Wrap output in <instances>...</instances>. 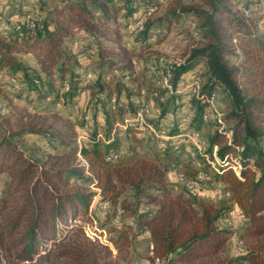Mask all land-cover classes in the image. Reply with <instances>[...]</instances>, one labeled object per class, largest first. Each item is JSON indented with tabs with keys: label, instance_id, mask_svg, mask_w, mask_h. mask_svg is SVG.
<instances>
[{
	"label": "trees",
	"instance_id": "1",
	"mask_svg": "<svg viewBox=\"0 0 264 264\" xmlns=\"http://www.w3.org/2000/svg\"><path fill=\"white\" fill-rule=\"evenodd\" d=\"M58 1L62 5L46 7L43 17L34 16L24 2L9 5L2 14L0 70H7L10 80L19 84L11 92L24 103L9 100L10 109L0 118V173L7 175L0 190V264H109L129 244L128 232L99 242L84 227L92 221L88 214L93 198L114 202L122 184L144 193L153 206L137 215L136 227L149 233L154 257L167 264H264V29L258 32L247 18L236 16L231 0L174 2L164 13L166 22L185 18L204 42L188 49L182 61L156 67L161 68L160 77L168 74L159 86L151 74L147 81L140 76L142 68H134L142 54L123 43L119 26L140 7L135 23L165 0H147L142 6L140 0ZM152 12L142 18L143 29L134 30L143 41ZM82 32L92 41L75 39L81 46L67 51L65 39ZM89 48L120 73V80L107 91L103 82L87 87L104 90V101L96 100L93 127L81 140L75 123L52 106L59 101L76 105L85 83L81 85L72 61L88 54ZM235 51L241 58L230 63L228 56ZM17 52L30 55L32 65L20 60ZM199 60L205 69L199 73L201 78L197 74L192 79L193 84L199 80L202 84L189 99L188 125L200 128L205 107L215 89L221 88L219 100L225 109L214 117L208 152L214 149L219 164L215 177L225 184L246 219L239 237L248 248L229 258H214L230 237L229 231L216 225L223 207L195 195L171 194L164 168L155 161L138 159L120 167L107 158L119 151V142L111 136L113 125L137 114L140 97L159 104V118L174 113L183 97L177 93L182 92L177 88L180 79ZM132 78L137 92L122 83ZM97 112L102 123L96 121ZM147 117L145 122L155 130L158 121ZM178 132L173 127L167 134ZM28 136L44 142L41 159L27 156L18 146L17 140Z\"/></svg>",
	"mask_w": 264,
	"mask_h": 264
},
{
	"label": "rangeland",
	"instance_id": "2",
	"mask_svg": "<svg viewBox=\"0 0 264 264\" xmlns=\"http://www.w3.org/2000/svg\"><path fill=\"white\" fill-rule=\"evenodd\" d=\"M176 1H180V3H193L198 0H165L158 6L157 10H155L156 8L154 6L152 9L149 8L146 11L147 13L144 12L142 14L145 17L149 15V12L153 11L148 21L150 22V27L145 41L141 40V36L133 28L137 27L136 24L141 21L140 18L135 23L139 15L138 13L143 7H140L138 12L128 22L123 23V20H121L119 26L123 43L135 54H142L135 60L139 67L142 68L140 76L149 81L150 78L148 75L151 74L152 81L159 86L164 82H157V79H162L160 77L162 71L161 68L157 69L156 67L168 68L175 62L182 61L187 56L188 49L195 45L199 46L204 42L200 35L195 34L193 24L188 23L187 26L185 18H173L172 22H166L164 13L167 8L173 7L171 5ZM249 1L251 0H231L232 11L236 16H241L237 8L238 5ZM20 2H24L25 7H28L33 12V15L37 17H43L45 15L46 7L60 3L62 5V2L58 0H48L44 3L41 0H0V24L2 22V14L8 6ZM146 2L147 0H140L139 5H145ZM118 12L122 14V9ZM189 17L192 19L191 15ZM247 19L256 27L258 32H261L264 29V5L253 8ZM74 37H68L65 40L64 47L67 51L71 52V49H77V47L73 46L75 39L81 40L86 44L92 41L83 32L76 34V37ZM235 38V40L234 38L232 39L234 45L237 44L239 35L235 36ZM107 44L112 45L111 42H107ZM237 51L228 56L230 63H236L241 58ZM87 53L86 55H79L77 60L74 59L72 61V63H75L74 71L81 76V85L85 83V90L79 93L77 101H75L76 105L74 106L78 107V111H74L72 103L63 105L59 101V103H55L52 106L55 110L62 112L64 116H68L75 123L81 140L86 138V135L93 127L95 120V114L93 113L95 112V108L99 107L98 99L104 101V90L107 91V88L111 89L112 85L120 80V73H114L112 71L113 68L104 63L105 61H102L97 54L93 55L89 51ZM15 55L24 63L32 65L33 61L30 55L22 52H17ZM204 69L203 60H199L194 69L188 70L182 75L179 86H177L182 92L177 93L183 94V97L181 96L182 100H178L179 107L174 113H169L167 116L159 118V115H157L159 104L155 101H149L150 110L147 118H152V121H158L156 122L157 128L155 130L153 125L148 122H146L143 130L135 128H129L127 130V123H123L122 119L113 125L111 136L119 142V155L115 165L118 163L121 167L131 164L138 159L155 161L164 168L166 189L171 194L182 193L184 195H195L197 199L203 202L211 203L216 207H223L222 214L217 219L216 225L218 228H224L229 231L230 237L224 249L214 258H229L245 251L248 247L239 237V233L245 227L246 219L232 194H226L225 184L215 177L218 169H214V165L218 166L219 164L213 156L214 149L210 153L208 152L209 137L215 128L213 122L214 117L217 111L222 114L225 109V105L219 100V97L223 96L221 88L215 89L212 99H210L209 104L204 109L207 113V120L204 121L202 119L204 122L198 128L200 131L199 140L202 139L201 147L206 146L204 148L205 150H199L197 157L193 159L189 158L188 149L193 148V145L191 142L181 143L177 138L179 133H189L195 129L193 126L188 125V123L181 124L178 119L181 114L189 112L188 102H191L189 99H191L193 94L189 97L186 93H189V88L192 87L193 77H196L197 74L200 77L199 73H203ZM134 79H124L122 83L137 92V84L133 82ZM102 82L105 85H103L104 90H98L97 87H92L90 90L87 89L90 85ZM201 84L202 82L199 80L197 85L198 89H200ZM18 88L19 84L17 85L10 80V73L7 70H0V118L10 109L9 100L16 103H24L22 98H19L14 92H11L12 89L17 90ZM3 89L6 92H2ZM169 89L171 90V86ZM130 118L131 116L128 117V120ZM96 121L99 123L103 122L100 112L96 113ZM85 123H87V129L85 128ZM173 127H177L179 132L175 135H168L167 133ZM17 143L24 154L35 160H39L44 156L45 150L43 146L45 144L35 136L19 138ZM180 176L181 179H178ZM5 179H7V175L0 173V190ZM189 182L194 183L192 190H188L185 187ZM120 187L122 190L114 202L101 199L97 196L93 198L88 214V217L92 218V221L84 227L86 234L90 238L92 237V239L97 238L99 242H105L110 237H117L121 231H126L129 234V244L123 248L118 256L113 255L109 264H149L153 262V258L149 253L153 248V244L149 239L148 232L137 229L136 221L137 215L153 208V206L148 204L144 193L133 190L129 185L122 184ZM96 190L98 191V188ZM145 191H152V189L147 188ZM234 210H239L241 217L235 216L233 214ZM150 245L152 248H150ZM109 246L112 248L110 243ZM112 253L115 254L116 250L112 249ZM158 259L159 262L157 264H167L165 259Z\"/></svg>",
	"mask_w": 264,
	"mask_h": 264
},
{
	"label": "bare ground",
	"instance_id": "3",
	"mask_svg": "<svg viewBox=\"0 0 264 264\" xmlns=\"http://www.w3.org/2000/svg\"><path fill=\"white\" fill-rule=\"evenodd\" d=\"M160 2L162 1V0H159ZM162 3V2H161ZM259 5H264V0H256V1H251L250 3H241V4H239L238 5V11H239V13H240V15L241 16H243V17H245V18H248L249 16H250V12H251V10H253V8H255V7H257V6H259ZM158 6V5H157ZM155 8H156V6H154ZM152 9V8H151ZM150 9V10H151ZM147 13V12H146ZM151 12H149V14H150ZM143 16V15H142ZM26 19V18H25ZM140 22L141 21H139L137 24H136V26L138 27L139 26V24H140ZM27 23H29V19L27 18ZM33 23V22H32ZM32 26H33V24H32ZM234 40H235V38H234ZM76 43H77V40H75L74 41V43H73V46H75V47H79V46H81L80 44H79V46H76ZM234 43H236V42H234ZM88 51L91 53V54H94L95 53V51L92 49V48H89L88 49ZM152 69V68H151ZM154 72V71H153ZM168 75V74H167ZM167 75H164L163 76V78L162 79H157V82H162V81H165V77L167 76ZM158 77V76H157ZM196 80H199L198 78H196ZM198 92V87H197V84H192V87H190L189 88V93L188 94H190V95H192V94H194V93H197ZM212 97H213V94H212V96H211V99H212ZM201 102H204V100L202 99L201 100ZM143 105H142V107H141V109H139L140 111H139V116H138V112H137V114L135 115V116H133V117H131L128 121H127V125L130 127V128H135V124H141V126H143V127H145L146 126V122H145V117L147 116V114H148V112H149V110H150V106H149V102H146V101H144L143 100ZM74 107H77V106H74ZM73 107V108H74ZM189 108V107H188ZM190 119H191V114H190V112H188V113H184V114H181L180 115V117H179V121L181 122V124H186V123H189L190 122ZM202 119L205 121V120H207V113L204 111L203 112V114H202ZM179 123V122H178ZM85 127V126H84ZM87 125H86V129H87ZM264 127V126H263ZM185 130V129H184ZM200 131H198V130H193V131H191V132H189V133H179L178 135H177V138L179 139V140H182V142L183 143H188V142H191V144L193 145H191L193 148H191V149H188V147H187V149H188V156H189V158H195L196 157V154H197V152H199V150L200 151H204L205 149V147L204 146H202L201 147V144H202V142H201V140H199L200 138ZM206 141V140H205ZM205 143V142H204ZM181 145V144H180ZM187 145V144H186ZM185 145V146H186ZM189 145V144H188ZM182 146V145H181ZM118 155H119V153L118 152H116L115 151V153H112L111 155H109L107 158L108 159H111V157H114V160H116L117 158H118ZM190 183V182H189ZM189 183H187V185L189 184ZM150 248H151V245H150ZM149 248V249H150ZM149 253H150V255L152 256V252H151V250L149 251ZM159 262V259L157 258V257H154V254H153V262H152V264H157Z\"/></svg>",
	"mask_w": 264,
	"mask_h": 264
},
{
	"label": "built area",
	"instance_id": "4",
	"mask_svg": "<svg viewBox=\"0 0 264 264\" xmlns=\"http://www.w3.org/2000/svg\"><path fill=\"white\" fill-rule=\"evenodd\" d=\"M143 17H144V15L141 17V22H140L139 26H138V27H134V30H135L136 32H139L140 30L143 29V20H142ZM29 25L32 26V22H31L30 20H29ZM76 46H79V42H78V41H77V43H76ZM134 68H135V69L140 68L139 65H138L136 62L134 63ZM66 88H67V87H66ZM143 104H144V103H143V98H141L140 109H141V107H142ZM74 111L77 112V111H78V107H74ZM139 111H140V110H138V116H139ZM85 119H87V118L85 117ZM127 120H128V117H125V118L123 119V123H127ZM85 125H87V123H85ZM135 129L143 130V126H141V124H135ZM179 141H181V143H182V140H179ZM111 160H114V157H111ZM214 169H219V167L214 165ZM178 179H181V176L178 177ZM185 187H186L188 190H192V188L194 187V183H193V182H190L188 185H185ZM226 194L228 195V191L226 192ZM233 214H234L235 216H240V217H241V214H240V211H239V210H234V211H233ZM151 248H152V246H151ZM239 249L242 250L241 247H239ZM151 252H152V258H153V254H154V253H153V248L151 249ZM149 264H152V262H150Z\"/></svg>",
	"mask_w": 264,
	"mask_h": 264
},
{
	"label": "crops",
	"instance_id": "5",
	"mask_svg": "<svg viewBox=\"0 0 264 264\" xmlns=\"http://www.w3.org/2000/svg\"><path fill=\"white\" fill-rule=\"evenodd\" d=\"M67 38H68V37H67ZM67 38H66V39H67ZM66 39H65V40H66ZM78 96H79V95H78ZM101 119H102V118H101Z\"/></svg>",
	"mask_w": 264,
	"mask_h": 264
}]
</instances>
